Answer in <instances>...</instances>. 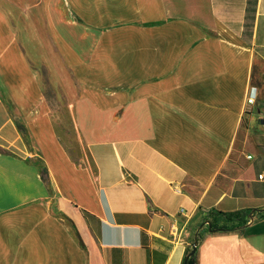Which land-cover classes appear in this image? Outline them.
Segmentation results:
<instances>
[{
    "label": "crops",
    "instance_id": "obj_1",
    "mask_svg": "<svg viewBox=\"0 0 264 264\" xmlns=\"http://www.w3.org/2000/svg\"><path fill=\"white\" fill-rule=\"evenodd\" d=\"M0 147V264H264V0H0Z\"/></svg>",
    "mask_w": 264,
    "mask_h": 264
},
{
    "label": "rangeland",
    "instance_id": "obj_2",
    "mask_svg": "<svg viewBox=\"0 0 264 264\" xmlns=\"http://www.w3.org/2000/svg\"><path fill=\"white\" fill-rule=\"evenodd\" d=\"M57 101V100H56ZM57 106V103H56ZM67 118L69 116H66ZM60 133L63 135V138H65L67 144H69L70 151L72 154L77 157L78 156V147H77V133L75 132L72 125H64L60 128Z\"/></svg>",
    "mask_w": 264,
    "mask_h": 264
},
{
    "label": "trees",
    "instance_id": "obj_3",
    "mask_svg": "<svg viewBox=\"0 0 264 264\" xmlns=\"http://www.w3.org/2000/svg\"><path fill=\"white\" fill-rule=\"evenodd\" d=\"M20 128L22 129V127H20ZM0 150L4 151L1 147H0ZM42 177L45 180H47V172H46V169H43L42 170ZM227 216H229V215H227ZM212 230L213 231H228L230 229L228 227H226V226H221V227H212ZM184 264H197V256H196V253L193 254V255H191V256H189L188 258L186 256L185 261H184Z\"/></svg>",
    "mask_w": 264,
    "mask_h": 264
},
{
    "label": "built area",
    "instance_id": "obj_4",
    "mask_svg": "<svg viewBox=\"0 0 264 264\" xmlns=\"http://www.w3.org/2000/svg\"><path fill=\"white\" fill-rule=\"evenodd\" d=\"M254 101H255V94L251 93L250 96L248 97V103L251 104V103H254ZM258 179L260 181L264 180V172L258 175ZM181 211L183 212V209Z\"/></svg>",
    "mask_w": 264,
    "mask_h": 264
},
{
    "label": "water",
    "instance_id": "obj_5",
    "mask_svg": "<svg viewBox=\"0 0 264 264\" xmlns=\"http://www.w3.org/2000/svg\"><path fill=\"white\" fill-rule=\"evenodd\" d=\"M196 246H197V241H195V243L193 244L192 250L189 252V254L187 255V258L193 254H195L196 252ZM187 260V259H186Z\"/></svg>",
    "mask_w": 264,
    "mask_h": 264
}]
</instances>
